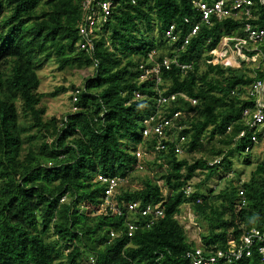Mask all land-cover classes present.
<instances>
[{"label":"trees","instance_id":"16d2710c","mask_svg":"<svg viewBox=\"0 0 264 264\" xmlns=\"http://www.w3.org/2000/svg\"><path fill=\"white\" fill-rule=\"evenodd\" d=\"M195 1L116 0L104 36L95 39L89 55L77 44L82 0H0V264H91V256L95 264H187L186 253L199 243L178 219L186 205L197 226L205 227L202 246L225 248L231 231L234 237L251 228L264 231V160L254 158V130L242 119L245 109H255L254 98L246 95L264 79V65L206 62L223 36L243 34V22L213 16L212 25L202 24L179 53L192 70L163 69L160 90L196 99L195 105L181 98L161 104L155 84L140 79L148 53L156 51L161 60L200 22ZM253 2L249 22L263 29L264 4ZM171 25L179 36L174 45L165 37ZM46 66L92 72L80 85H59L44 94L40 72ZM60 94H67L68 110L48 114L44 98ZM176 112L183 157L171 140L159 150L156 136L143 135L146 119ZM242 131L246 136L239 138ZM256 136L259 142L263 134ZM139 150L151 159L139 160ZM235 156L244 157L247 167L255 164L247 180L232 175ZM219 157V165H209ZM141 165L151 172L140 174ZM99 174L123 180L118 201L162 203L164 217L129 237L126 214L94 213L105 191ZM81 205L93 209L85 214ZM136 220L142 225L146 219ZM112 231L118 236L111 238ZM232 264L262 263L254 251Z\"/></svg>","mask_w":264,"mask_h":264},{"label":"built area","instance_id":"2783aa9c","mask_svg":"<svg viewBox=\"0 0 264 264\" xmlns=\"http://www.w3.org/2000/svg\"><path fill=\"white\" fill-rule=\"evenodd\" d=\"M264 4V0H261ZM196 6L201 12L200 22L193 25L190 34L185 38L184 44L174 49L165 55L161 60L157 58L156 51L148 53V62L141 64L139 70L141 71L140 79L142 81L150 80L155 84L158 91V99L161 104L169 102H176L178 99H183L195 105L196 99H191L184 94L165 95L160 90L162 84V73L164 70H172L173 68L179 69L182 73H188L192 70L193 65L183 63L180 60L179 53L182 52L186 45L189 44L192 36L196 35L200 30L202 24L211 26L213 16L218 20L233 19L243 22V34L239 35L236 32L228 36H223L219 41L216 48L209 52L210 58L206 61L208 65L215 67L219 64L230 66L232 68H240L242 62L251 61L257 69L264 65V28L259 29L255 27L250 19L253 17V0H196ZM116 0H82L81 8L83 12V20L79 25L80 40L78 47L80 50L92 55L95 50V39L104 36V31L108 25L111 17L116 8ZM185 22L190 24V20L186 19ZM165 37L172 45L178 41V35L175 26L171 25ZM210 42V41H209ZM98 66L95 61L94 67ZM164 69V70H163ZM264 79L257 80L249 89L248 97H253L255 101V109H245L242 119L248 126L249 130H254V135L251 137L253 144L258 143L256 133L260 126L264 124ZM76 95V94H75ZM137 97H141L137 95ZM73 101H77V96ZM180 116V112L174 113L171 117H161L157 119L152 116L144 121L145 130L143 131L144 137L156 136L158 139L156 148L159 150L166 149L165 140H171L175 145V152L177 155L183 154L182 145L185 142V137L179 140L175 137L176 131L181 130V126H177L174 121ZM246 131H242L239 138L246 136ZM264 135V131L260 132ZM252 147H247L246 152L251 151ZM139 160L142 159L143 152L139 150L136 153ZM222 162V157L216 158L209 163L210 166L219 165ZM138 168H142L138 166ZM97 181L105 186L102 203L99 207L94 208L90 205H84L90 210H94L97 215H105L110 217H123L126 214L125 223L128 227V236L132 237L135 231L140 227L149 229L157 220L165 215V209L162 203L142 206L140 202H124L118 201L120 196V184L123 180L119 177H111L104 174L97 175ZM186 194L189 195L193 191V187H188ZM242 197L240 208L246 206V200L243 192H240ZM66 196L61 201H64ZM200 202V200H198ZM82 206V207H84ZM83 213V211H81ZM135 220H131L132 217ZM144 217L145 223L139 225L136 218ZM192 216L191 221L194 222ZM194 225H196L194 223ZM111 238L118 236V233L112 231ZM192 251H188L185 255L187 264H232L242 259L252 257L253 252L257 251L261 257V263L264 264V231L256 228L245 230L239 237H234L231 231L227 236V243L225 248H218V246L205 247L200 243ZM91 264H95V257L89 258Z\"/></svg>","mask_w":264,"mask_h":264},{"label":"rangeland","instance_id":"374dc122","mask_svg":"<svg viewBox=\"0 0 264 264\" xmlns=\"http://www.w3.org/2000/svg\"><path fill=\"white\" fill-rule=\"evenodd\" d=\"M92 72V70H91ZM90 71H82V70H71L67 69L65 71H58L56 67H48L46 66L41 72L40 76L42 78V86L40 88V91L44 94H49L52 92L56 86L59 85H65L66 87H69L71 83H74L76 85H80L83 81V79L91 74ZM264 93V91H263ZM70 93L68 94V96ZM67 94H60L58 97L51 98V97H45L44 102L45 105L48 108V114L50 115H60L64 111H67L70 104ZM264 97V94H263ZM264 102V99H263ZM259 133L264 131V124L260 126L257 130ZM254 158L261 160H264V135L262 136L261 141L255 144V147L253 148ZM145 159L149 160L151 159L147 154H144ZM185 153L183 152L180 157H183ZM142 157V161L144 162L145 159ZM244 158V157H242ZM242 158L240 156L233 157V164L231 166V173L232 175L238 174V172L241 175L242 181L247 180L250 174V171L253 170L255 164L251 167H247L244 165ZM167 170V166L165 165L163 168V171ZM140 174L150 173L151 171L143 165L142 168L138 170ZM242 173V174H241ZM240 185V184H239ZM165 193L167 192L166 189L164 190ZM84 205H81L80 210L83 211V213H88L91 211L89 207L87 206L82 207ZM183 212L178 217L179 221H181L189 230V236L194 239L197 243L199 240V233L205 231V227L197 226V220L194 217V222L191 221L192 216L194 213L192 212L191 208L189 206H184L182 208ZM227 219H230V216L227 217ZM194 223L196 225H194Z\"/></svg>","mask_w":264,"mask_h":264}]
</instances>
